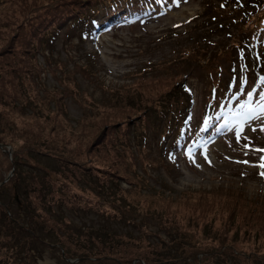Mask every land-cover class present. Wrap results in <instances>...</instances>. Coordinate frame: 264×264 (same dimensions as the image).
<instances>
[{"label": "rangeland", "instance_id": "1", "mask_svg": "<svg viewBox=\"0 0 264 264\" xmlns=\"http://www.w3.org/2000/svg\"><path fill=\"white\" fill-rule=\"evenodd\" d=\"M15 1L0 4V46L6 43L0 53V184L13 174L9 163L17 159L16 153L24 155L17 163L26 170L20 178L23 185L19 186V196L18 186L5 190L3 183L0 202L8 204L10 216L21 225L33 227L37 239L21 237L0 223V264H107L104 259L157 264L147 260L153 252L166 258L164 255L172 251L176 258L185 259L175 264H264V235L254 238L252 233H229L221 252L226 246L232 250L221 253L218 238L227 215L208 213L212 197L220 189H238L251 201L257 196L264 199V176L257 167L264 152L256 151L264 149V113L258 106L264 94L263 3L239 0L244 3L240 6L233 0H118L114 8L110 6L114 14L109 18L99 15L89 20L87 27L62 29L49 38L43 49L32 52L28 48L35 47L38 40L32 30L41 20L34 24L28 7L39 4V0H29L34 4L27 5ZM53 1L66 2L47 0ZM137 4L141 8L130 13ZM10 5L13 10L7 9ZM11 12L20 14L17 22L22 20L27 28L20 37L12 29ZM44 12L38 14L42 16ZM203 39V47L193 50L185 61L164 62L176 53L184 56V50H191L193 40ZM34 55L41 72L33 76L29 61ZM204 57L209 60L204 62ZM162 61L165 64L157 67ZM169 69L184 72L180 88L188 99L178 120L180 138L172 143L173 135H163L162 124L154 122V117L149 116L153 124L148 128L141 125V120L130 118L128 148L137 161L134 171L129 164L134 161L131 157L127 161L114 156L112 146L118 124L104 127V131L109 130L99 133L101 126L109 125L111 120L100 116L104 109L99 105L128 101L135 104V93H141L137 90L142 87L141 77H158ZM65 87L67 91L60 93ZM142 91L146 92L143 87ZM249 92L253 93L254 111L240 107L248 103ZM51 95L64 106L68 120L64 123L72 128L45 118L48 111L44 105ZM146 96L143 93V98ZM83 101L94 105L95 112L91 113ZM58 106L51 100L47 103L52 111ZM208 110L219 111L220 115L208 118L203 135L196 137L195 131ZM65 137L69 140L66 146L59 140L65 143ZM56 146L72 166L62 169L59 182L53 185L50 181L46 186L44 170L56 167L54 158L47 156L48 149ZM29 147L41 153L31 157L26 154ZM86 167L92 173L90 177L81 173ZM131 175L136 176L145 193L160 195L141 194L136 202L132 200L134 207L119 198L114 204L106 201L109 197L99 178L119 179L122 189L129 190ZM28 176H35L32 183L27 182ZM29 189L33 192H27ZM57 193L64 194L67 200L57 198L52 204L50 196L56 197ZM82 200L98 209L83 210ZM21 201L23 207L18 208ZM37 203L50 206V217L66 226L58 232L36 227L28 213ZM254 215L249 219L259 224ZM86 230L91 235L132 234L133 239L145 238L150 246L143 243L141 250H148L149 258H137L144 254L128 246L125 256L103 251L98 256L102 262L95 261L87 250L96 251V244L90 242L87 246L82 241ZM169 234L174 237L172 245L165 247L161 241L166 242Z\"/></svg>", "mask_w": 264, "mask_h": 264}, {"label": "trees", "instance_id": "2", "mask_svg": "<svg viewBox=\"0 0 264 264\" xmlns=\"http://www.w3.org/2000/svg\"><path fill=\"white\" fill-rule=\"evenodd\" d=\"M7 1L8 0H2V1L0 0V4H2L3 2L7 3ZM34 1L35 0H32V2ZM117 1L118 0H72L70 4L66 3L67 0L65 3H62V1L61 3H55V1H53L52 3H49L47 2V0H39L38 1L39 4H34L31 2L32 4L36 5V7H33L34 5L31 7H28L30 11L29 16L32 17L31 20L34 24L35 22L40 21V20L41 22L39 23V25H36L37 26L36 30H32V34L34 36H37V39H38L34 44L35 47L33 48L29 47L28 50L35 52V50H37L38 48L43 49V46L50 41L49 38H54L56 35L62 32V29H66L70 27H77V26L87 27L89 20H91L92 18H96L99 15H101V17L109 18L111 15L114 14L112 7L114 8V6L117 5L118 3ZM234 1L237 3H241V5L238 4L240 6H243L244 4L242 3L243 1L233 0V2ZM246 1L247 3L248 2L251 3V0H246ZM258 1L261 5L263 3V7H264L263 0H258ZM15 2L18 4H24V5L25 3L26 5L31 4L29 3V0H16ZM238 5L237 6L235 5V10H237ZM110 6L112 7L110 8ZM140 8L141 6L137 4V6L132 7L130 13L132 14L137 13V10ZM7 9L13 10V6L10 5ZM42 10H45L46 12H44V14L40 16L38 13L39 11H42ZM244 10H246V8ZM11 16H12L11 20L14 21L12 29L13 31L16 30L18 33L17 36L20 37L25 31H27V28H25L21 24L22 20L17 22L19 17L16 16L14 12H11ZM101 17L97 18L95 20V23L99 22V19ZM26 19H30V18L27 17ZM213 19L217 20L215 15ZM220 25L224 26L225 23L224 24L220 23ZM244 25H242V27ZM209 31H212V28H209ZM10 37H13V35H11ZM1 41L5 42L4 40H1ZM203 42L193 40V46L191 47V50H184L183 52L184 56H181L179 53H176L174 55L175 57L169 58V60H165L164 62L168 63L169 61H180V60L185 61V59L188 58L191 55V53H193V50H199L203 47L202 45L206 43V39H203ZM5 45L6 43L1 45L0 48L5 47ZM23 47H26V46H23ZM3 50L4 48L0 50V53ZM35 56L36 55H34L33 58H31L29 61L31 63L30 67L34 69L31 72L33 76L35 75V72H37L36 74L41 72V69L36 62ZM203 60L204 62L205 61L207 62L209 59L207 57L206 58L204 57ZM164 62L162 61L157 67L163 66L165 64ZM8 65H10V63ZM174 70L175 69L173 70L169 69L165 71V73L159 74L158 77H153V78H149V77L142 78L141 77L139 82L141 83L142 87L146 90V92L142 91L141 86L137 88V90L140 91L141 93L134 92L136 95L135 104L131 103V101H128V102H123L124 104L122 105H120L119 102L111 103L109 105H105V104L99 105L104 109V110L102 109L103 112L102 114H100V116L101 117L104 116L106 119L108 118L111 119L109 120L110 122L109 125H106V123H104V125L101 126L99 133H102V132L105 133L106 130H109V129H105L104 131V127L114 126L115 123L118 124L119 131H117L116 133L115 143L112 146V149L115 150L114 156L118 157L119 159H124L127 161L131 157L132 160L134 161H131V163L129 164H131V166L133 167V170H134V167L137 166V161L135 159V156L131 148H128L131 145L130 143V132H131L130 131L131 130L130 118H133L134 120L139 119V121L141 120V125H143L145 128H148L149 125L152 126L153 124L152 122H150L151 118H149V116L154 117V122L157 120L161 122L162 124L161 132L163 135H165V133L166 135H169V136L173 135L172 143L178 142V139L180 138V133H179L180 124L178 120L183 114L188 98H187V94L185 93V91L183 89L181 90L180 88L183 82L182 77L184 76V72H182V70L181 72L177 70L174 71ZM65 91H67L66 87L65 89H61L60 93H63ZM143 93H146L147 95L144 98H143ZM48 100L49 101L51 100L54 103H58L59 104L58 108L52 111L49 107H47V103L49 102ZM47 101L44 106H46V111H48L49 113L47 112L46 114L47 116L45 118H47L48 120H56L57 122L59 121L63 126L71 127L69 123H64V120L65 122L68 120H67V117H65V108L64 106H62V104L58 102V99L56 100V97L51 95L47 99ZM84 104L87 105V107L91 110V113L95 112L94 105H90L86 102H84ZM81 105L83 108L84 107L83 103H81ZM84 113H85V110L83 108V114ZM219 115H220L219 111L217 112H214L211 110L205 111L204 116L202 117V122L200 126L198 127V129L195 131V134L197 135L196 137H200L201 135H203L202 133L204 130H206L205 129L206 121L208 118L209 120H211L212 118H217ZM0 117H1V114H0ZM58 117H62V118L60 119ZM0 122H1V119H0ZM152 128H154L155 130L157 129L155 126ZM73 129L76 132H78V130H76L78 128L76 129L73 128ZM61 131L62 130L60 129L58 133ZM139 133L140 132H138L135 137H138ZM33 137H36V135ZM59 140L62 142L61 143L62 145L64 144V146H66L69 143V140L66 137H65V140H66L65 143H63L64 140L62 138H60ZM24 144H26V139L24 141ZM57 147L58 146H56L55 148H50L48 149L49 151L47 150L49 153H51V154L48 153L47 156H51L54 158V163H56V167L53 166L51 169H49V172H46V170H44V172L47 175L45 177L47 181L46 186H48L47 184L50 181L53 185L59 182V177L61 178L63 176V174L61 173L62 169L67 168L69 165L72 166V162L69 164V162L65 160V157L60 156L63 154L64 151L57 149ZM29 148H30L29 151L26 150L27 151L26 154L27 155L29 154L31 157H37V155L41 153L39 152L38 148L37 149L31 148V147ZM16 156H17V159L15 160L12 159L11 163H9L10 165L9 168L12 169L13 174L9 177V179L7 178V180L2 182L0 185L4 183L5 190L7 187L14 186L16 188L18 186L16 189H17V194L19 196V193H18L20 191L19 186L23 185L21 184L22 180L20 178H21V175L24 174V171L26 169H24L21 165H19V163H17V160L19 158H22V156L24 155H22L21 153H16ZM57 157H59V159ZM5 161L7 162L6 158H5ZM81 173L82 175H86L88 177H90L92 174L90 169L87 167L83 169ZM52 177H55V178H52ZM119 177H120V180H124L122 176H119ZM28 178L29 180L27 182L32 183L35 176H28ZM99 179H101L102 181V182H99L100 186H103L105 195L109 197L105 200L110 201L111 204H114L115 199L119 198L118 200H124L129 205L130 204L133 205L132 200H135L136 202L137 199L141 197V194H151L150 196H153V197L160 195V193H154V192L145 193L144 188L140 185V182H138V179H136V176H133V175L128 177V180H129L128 183L131 184V188L129 190L122 189L119 179L115 178V180H112V179L107 178V176H104L103 178H99ZM17 180L19 181L17 182ZM27 192H33V191L29 189ZM90 192L95 194L94 191H90ZM216 194L217 195H213L212 197V203H211V206L209 207L208 213L209 214L214 213L213 216L227 215L225 216V222H223L222 232L221 231L219 232L220 236L218 238V244L220 246V252L223 246L221 244L222 242L224 243L229 233H231L232 235L237 234L239 232H241L242 234H246V235H250L249 233H252L254 238H256V236H259V235H264V199L263 198H260V196L259 197L257 196L254 199V201L253 200L251 201L247 199L242 194V192L239 191L238 189L236 190L220 189L216 191ZM55 195L56 197L54 195L50 196V199L53 201L52 204L56 203L54 201L57 198L63 197L64 200H67L66 196L62 193L61 194L57 193ZM130 195H133L134 197L130 199ZM143 201L146 202L145 199ZM22 203H23L22 201L19 203L18 208L23 207ZM198 203H200V205L203 203V196H201L198 199ZM198 203H196L195 206H197ZM31 205L33 206V204ZM83 205H84V208H82L83 210L90 209L92 207H94L95 209H98V206H95L92 203L88 204L86 201L83 202L82 200L80 208ZM214 205H216L217 208H214ZM48 209H51V207L48 206L47 204L37 203L35 204V207L33 206L32 208H30V212L28 214L31 217V221H33L35 226L38 227L39 229H42L43 231H46V232H50L48 231L50 229L51 231L58 232V230L66 226V223L63 222L61 225V222L55 221V219L53 217H50V215L47 213ZM256 211H257V214L254 215L253 213H255ZM252 215H254V217L259 222V224H255V222L249 219L251 218ZM249 220L252 222H250ZM0 223L6 229H9V228L11 230L13 229V231L16 234H19L21 237L28 236V237H34L37 239V236L33 235L34 228L33 227L28 228L26 226H23L21 225L19 221L16 220L14 216L11 217L8 204L2 203V202H0ZM136 227L140 230V227L138 226ZM30 232L32 233V235L30 234ZM171 235L172 234H169L170 237L167 240L168 242L161 241V245L164 243H165V247L167 246V244L172 245L171 240L174 237L173 236L171 237ZM82 236H83L82 241H84V245L87 244L88 246L90 242H93L94 244H96V251L91 248L87 250L88 252H90L91 255H93V257L95 258V261H98V260L101 261L98 256L103 251H108V252L110 251L119 256H125L126 248L128 246H135V249L138 251L137 253L144 254V255H139L137 258L143 259V256H145L146 258H149V251L145 249L141 250V244L143 243L146 244L147 248H149L150 246L145 238L133 239L132 234L131 235L111 234L109 236L103 235V234L91 235V231L89 230H86V232H83ZM135 240H137L138 243L135 242ZM60 247L63 248L62 246ZM114 249H117V251L114 252L113 251ZM231 250L232 249L230 247L226 246L224 247V250H222L221 253L231 252ZM80 253H83V252H80ZM169 253L170 254L164 255L166 258H160V252L158 253L153 252L152 257L147 260L150 262L156 261L157 264L159 263L160 264H163V263L164 264H175V262L182 263L185 260L182 257L176 258L175 256L176 252L174 253V251L169 252ZM75 257H78V259L81 258V256H75ZM234 257L236 256L234 255ZM104 262L107 264H130V262H128L127 259L126 260L121 259L119 260V263L115 262L114 260L112 261L111 259L110 260L104 259ZM189 264H192V263H189Z\"/></svg>", "mask_w": 264, "mask_h": 264}, {"label": "snow or ice", "instance_id": "3", "mask_svg": "<svg viewBox=\"0 0 264 264\" xmlns=\"http://www.w3.org/2000/svg\"><path fill=\"white\" fill-rule=\"evenodd\" d=\"M261 85H264V77L261 78ZM253 93H248V103L241 104V109H247L248 111H254L253 108H251V101H252ZM260 103H259V109L262 113H264V94H261L259 97ZM237 136H239V132H237ZM256 151L264 152V149H257ZM261 163L257 165L261 169V176H264V156H261Z\"/></svg>", "mask_w": 264, "mask_h": 264}, {"label": "water", "instance_id": "4", "mask_svg": "<svg viewBox=\"0 0 264 264\" xmlns=\"http://www.w3.org/2000/svg\"><path fill=\"white\" fill-rule=\"evenodd\" d=\"M14 199H16V195H15V198Z\"/></svg>", "mask_w": 264, "mask_h": 264}]
</instances>
